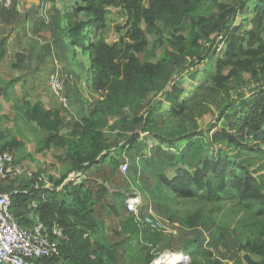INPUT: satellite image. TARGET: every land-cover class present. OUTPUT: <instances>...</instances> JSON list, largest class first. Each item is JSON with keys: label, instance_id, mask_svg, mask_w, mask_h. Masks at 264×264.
Here are the masks:
<instances>
[{"label": "trees", "instance_id": "1", "mask_svg": "<svg viewBox=\"0 0 264 264\" xmlns=\"http://www.w3.org/2000/svg\"><path fill=\"white\" fill-rule=\"evenodd\" d=\"M113 1L74 0L70 10L62 7L61 16H56L57 22L65 20L66 26L56 22L53 30L61 51L67 48L74 60L78 53L89 56L84 64L86 76L97 95L90 110H81L72 129L61 134L64 124L59 110L47 112L28 104L22 108L25 125L40 128L33 138L34 153L63 148L61 161L67 166L52 182L35 171L30 177L9 178L5 185L0 184V193L9 195L11 212L19 224L31 225L29 215L33 212L43 224L57 223L63 230L59 254L35 259L34 264L111 263L116 252L106 245L103 223L93 208L109 191L102 181L97 187L96 183L73 182L91 167L99 169L112 162L119 167L125 159L116 162L111 155L115 149L130 156L135 177L132 185L139 183L161 212H168L163 200L174 204L190 200L201 205L180 218L178 224L183 228L195 229L210 222L204 207L224 200L236 204L248 214L243 227L232 231L236 249L243 252L247 264H264V0H212L216 11L197 18L191 14L201 9L204 0H124L127 27L123 37L112 44L103 37L87 43L86 29L93 26L99 32L105 27V5ZM239 15L242 18L236 25ZM188 17L192 25L188 35L170 40L173 49L185 57L182 66L165 54L156 61L149 59L154 48L144 60L138 57L137 53L146 50L147 33L154 31L161 39L163 28L178 31ZM221 42L224 47L217 52ZM4 54L1 48L0 59ZM173 64L180 69L190 66L183 79L188 92L182 82L172 79ZM10 84L0 83V96H5ZM82 100L87 102L85 97ZM145 102V111L138 115ZM207 113L212 118L199 128L198 119ZM107 114L117 116L116 126L125 132L122 135L120 131L113 141L102 130ZM129 123L139 124V129L127 132ZM7 136L11 139L0 135V151H14L17 161L25 163V144L10 129ZM150 147L157 153L173 150L171 164L176 169L171 175L166 174L162 158L151 163L146 159L143 151ZM139 166L147 185L136 178ZM116 172L120 171L111 169L112 174ZM63 191L72 198L66 201L59 195ZM133 193L126 188L110 194L125 199ZM32 201L36 207L31 206ZM216 209L211 207L208 212ZM174 214H167L171 222ZM145 223H137L132 214L125 217L121 232L128 238L122 242H132L142 230L146 234L152 227ZM217 240L226 242L223 234ZM154 257L148 253L145 264Z\"/></svg>", "mask_w": 264, "mask_h": 264}, {"label": "rangeland", "instance_id": "2", "mask_svg": "<svg viewBox=\"0 0 264 264\" xmlns=\"http://www.w3.org/2000/svg\"><path fill=\"white\" fill-rule=\"evenodd\" d=\"M74 0H12L9 7H3L0 2V42L4 41L0 49H5L4 57L0 59V83L11 84L6 88L5 96H0V135L6 137V140L11 139L8 135L10 129L16 139L25 144L26 156L24 162L34 171H40L42 176L49 182L52 179H57L66 171L67 166L62 163L64 156L63 148H54L47 150L43 153H34L33 138L39 133V127L33 124H26L22 118V108L24 106L38 105L41 110L50 112L51 110H59L62 117L64 128L60 130L61 134H66L71 130L73 123L79 119L81 110L89 111L91 103L97 96L91 89V83L87 80L86 66L84 64L89 60L87 54L78 53L76 60L69 54V50H62L58 47L53 30L56 26V16H61L62 7L70 10ZM218 2L235 3L236 0H216ZM212 0H204L201 4V9L193 14L191 17L197 18L201 15L214 13L216 7L211 4ZM106 17L105 27L99 32L91 28L86 29L85 33L88 36L87 43L103 37L106 42L112 44L119 41L126 32V12L124 8V0H114L105 5ZM60 18V17H59ZM242 15H239L235 24L238 25ZM57 24L66 26L65 20H58ZM191 19L188 17L185 20V25L178 31L162 29L161 39L154 31L147 33L148 44L146 50L137 53L141 60H144L147 55L152 53L154 48V55L149 59L156 61L161 55H168L174 63L183 65L185 57L181 56L170 44L173 36L183 35L187 36L191 28ZM144 28V23H141ZM4 39V40H2ZM63 39V38H62ZM67 43V42H64ZM50 46V49L48 50ZM224 43L221 42L217 48V52L223 49ZM62 52V53H61ZM204 61L205 65L209 59ZM174 69L172 79L177 80L185 85V91H189L188 83L185 84L183 80L186 76V71L190 66L180 69L176 64H173ZM198 67H203L199 65ZM78 74L81 79L78 78ZM11 79H15L12 81ZM82 97L87 99V102L82 100ZM81 100V103H80ZM84 104V105H83ZM147 103L145 102L137 111V114H142L146 109ZM22 118V119H20ZM117 116L105 115V124L102 127L105 137L113 141L120 131L116 126ZM212 118V114H205L198 119L199 128H204L206 123ZM125 129L134 131L139 129V124L129 123ZM125 132H122V135ZM123 138V137H122ZM184 142L180 144L183 145ZM144 150L147 156L146 159L151 163L153 159L162 158V162L166 165V174L171 175L176 169L171 164V159L174 157L173 150L165 153H157L154 149ZM14 152V151H11ZM15 153V152H14ZM112 157L116 162L123 161V158L128 163L126 174L121 172L116 163L112 165L102 164L99 169H92L89 179L91 184L100 186L98 180L104 182L106 177L111 176V169H118L120 172L113 173L117 177L116 180L109 184L115 188H130L134 190L135 194L142 197V206L150 205L152 215L145 219V221L154 230H160L164 234V242L162 246L166 248L167 252H161L155 257L158 258L162 254L170 252H184V258L175 262L181 264H246L243 260V252L238 251L234 243L235 239L231 238L233 230H239L243 227V223L248 219V214L242 212L238 206L230 200H224L218 205H210L204 207L206 215L211 219L210 222L200 223L199 227L189 229L181 227L178 221L185 213L193 212L200 208L199 203L190 200H179L174 204L171 201L166 202L163 200L168 212L175 213V221L171 222L167 217L169 214L158 210L147 192L141 188L139 183L132 185L133 168L131 167V158L128 155H122L120 149L112 151ZM23 163V162H22ZM153 166H158L152 164ZM187 168L190 170L188 165ZM251 168L253 169L254 166ZM138 180L147 185L144 176L141 173L142 168L138 167ZM254 176L260 178V175L253 172ZM264 173V171H262ZM116 174V175H115ZM143 178V179H141ZM96 179V180H95ZM17 180V179H16ZM88 180V179H87ZM7 180H0V184L5 185ZM113 184V185H112ZM1 186V185H0ZM1 188V187H0ZM69 188L66 192H69ZM65 191L59 195L67 199H71V194H64ZM131 194V193H130ZM157 203V202H156ZM161 205V204H159ZM149 207V206H148ZM217 208L211 213L208 210ZM155 216V217H154ZM157 216V217H156ZM157 219V220H156ZM158 221V222H156ZM166 224V226H165ZM224 235V242L218 239V235ZM240 237L243 234H239ZM195 252L194 255H189V252ZM189 256V259L188 257ZM192 258L194 260L192 261ZM192 261V262H191ZM173 263V262H172Z\"/></svg>", "mask_w": 264, "mask_h": 264}, {"label": "built area", "instance_id": "3", "mask_svg": "<svg viewBox=\"0 0 264 264\" xmlns=\"http://www.w3.org/2000/svg\"><path fill=\"white\" fill-rule=\"evenodd\" d=\"M0 2L3 7H9L12 0ZM119 168L125 173L128 169L127 161H123ZM34 172L26 163L18 162L13 152L0 151V180L30 177ZM140 203L138 194L125 200L126 209L133 213L137 212ZM36 205V202L32 201L31 206ZM29 216L33 219L31 225L19 224L11 212L9 195L0 193V264H34L35 259L59 254V243L64 237L62 228L57 223L51 226L43 224L40 217L33 212ZM167 254L153 259L150 264H171L163 261ZM183 258L185 261L184 256Z\"/></svg>", "mask_w": 264, "mask_h": 264}, {"label": "crops", "instance_id": "4", "mask_svg": "<svg viewBox=\"0 0 264 264\" xmlns=\"http://www.w3.org/2000/svg\"><path fill=\"white\" fill-rule=\"evenodd\" d=\"M11 133L13 132L11 131ZM92 169H94V167H91V169H89L88 171L83 172L82 175L77 177L73 183H75L76 185L90 183L91 181L89 179L91 178L92 173L90 175L89 173L92 171ZM112 178L117 179V177L111 174V176L106 177V179L104 180V186L108 189L109 194H105L100 201L96 202L93 205L96 217L103 223L104 241L106 242V245L113 247L116 252L115 257L111 259L110 264H145L146 255L148 253H154L156 256L161 252H167L166 248L162 246L165 239V236L163 235L164 233L160 230L154 231L152 228L146 230V234L145 231L142 230L140 235L135 239H132L133 241L130 243H127L125 241L122 242L123 239L128 238V234H123L121 232L120 223L125 217H127L129 214H132L137 220V223L143 224V222H146L145 219H148L150 215L153 216V214L151 206L149 204L143 205V209L141 208L142 201L138 206V210L136 213L128 211L125 207V199H122L120 196L116 197L110 194L112 192H116V190L121 192L125 191V189L122 188L111 187L109 181H111ZM99 181L101 180H98V183ZM113 181L116 180H112L111 183H113ZM146 224L150 226L147 222L145 223V225ZM181 252L184 254L183 251ZM155 258L156 257H154V259Z\"/></svg>", "mask_w": 264, "mask_h": 264}, {"label": "bare ground", "instance_id": "5", "mask_svg": "<svg viewBox=\"0 0 264 264\" xmlns=\"http://www.w3.org/2000/svg\"><path fill=\"white\" fill-rule=\"evenodd\" d=\"M182 258H183V255L181 253L173 252V253H168L167 255H165L163 261L166 263H172Z\"/></svg>", "mask_w": 264, "mask_h": 264}, {"label": "clouds", "instance_id": "6", "mask_svg": "<svg viewBox=\"0 0 264 264\" xmlns=\"http://www.w3.org/2000/svg\"><path fill=\"white\" fill-rule=\"evenodd\" d=\"M136 195V194H135ZM139 195V194H138ZM132 196H134V195H130V196H127V197H132ZM140 196V198H141V195H139ZM126 197V198H127ZM126 198H125V200H126ZM172 253V252H171ZM178 253H181L182 255H183V253L181 252V251H179ZM184 256V255H183ZM188 257V256H187ZM188 259H189V257H188ZM171 264H173V263H171Z\"/></svg>", "mask_w": 264, "mask_h": 264}]
</instances>
